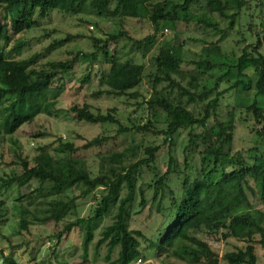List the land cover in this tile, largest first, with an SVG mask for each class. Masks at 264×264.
<instances>
[{
	"label": "trees",
	"instance_id": "16d2710c",
	"mask_svg": "<svg viewBox=\"0 0 264 264\" xmlns=\"http://www.w3.org/2000/svg\"><path fill=\"white\" fill-rule=\"evenodd\" d=\"M252 1L0 0V141L24 124L33 122L37 114L52 113L64 90L65 76L75 68L81 56L90 58L91 64L100 60L109 65L108 71L101 73L100 88L93 92V97L104 94L135 100L139 108L146 109L147 118L131 116L130 122L124 124L116 116L117 108H110L107 113L94 112L86 103L70 108L77 119L92 124H116V135L163 136L160 143L155 140L145 143L139 159L118 170L113 165L121 161L119 158H123V153H99L98 174H93L86 159L76 153L81 148L99 147L116 135L95 136L81 148L60 138L55 148L57 155L42 149L34 157V165L20 156L21 172L3 178L2 187L7 189L12 184L22 187L37 181L38 187L15 200L27 197L29 206L34 205L41 215H34L31 220L32 209L20 205L19 233L30 231L29 226L34 221H63L57 238L60 240L79 229L83 233V261H87L96 231L106 218H110L111 222L101 228L95 244L97 250L102 246L106 248L108 264H135L142 260V239L148 242L157 258L172 255L181 258L185 264H219V253L207 236L213 240L244 242L242 247L224 254L227 264H259L256 246L260 244L264 249V210L254 208L251 197L259 194L264 201V151L258 146L232 150L233 118L225 121L218 116L226 92L254 88L255 96L247 109L253 113L257 124L264 122V107L258 100L264 95V53L261 50L264 38L257 30L253 31L256 25L251 19L248 29L256 33L257 40L243 46L234 62L223 55L220 44L244 12L250 10ZM200 9L204 10L203 14L199 13ZM52 11L68 15L94 13L98 17H118L121 22L129 18H146L153 25V32L140 39L132 38L123 28L106 38L91 35L92 52L76 51L66 58L45 61L47 53L81 36L68 33L28 58L16 57L26 43L19 40L10 45L12 35L39 26L40 18H46ZM250 13L253 17V12ZM214 14L227 20V27L221 28L212 18ZM180 23L186 26L201 24L205 30H213L211 33L220 37L203 46L199 59L188 71H184L183 58L177 54L179 44L163 42L153 58L152 94L149 99L140 100L143 95L139 87L145 77L146 65L132 58L122 60L116 51L109 50L110 42L127 38L131 40L130 50L145 56L158 42L160 31L177 30ZM258 25L264 30L263 21ZM249 69L254 71L255 80L249 75ZM234 73L236 79L233 81ZM90 80L91 72H88L83 82ZM182 80H186L185 85ZM224 82L229 85L220 89ZM229 115L233 116V113L229 112ZM181 129H187L189 137L182 149V163L170 149L167 168L161 172L158 165L161 149L168 141L173 146ZM258 133L264 136V132ZM172 174L181 178L179 194L170 189ZM76 187L81 189L80 194L67 197V192ZM147 191L151 192V207L161 217L151 237L132 228L133 216L148 204ZM89 196L96 201L91 213L65 220L76 208V198ZM4 212L5 201L0 198V225ZM198 232L202 235L198 236ZM0 264L19 263L0 251ZM33 264H39L37 258H33Z\"/></svg>",
	"mask_w": 264,
	"mask_h": 264
},
{
	"label": "rangeland",
	"instance_id": "374dc122",
	"mask_svg": "<svg viewBox=\"0 0 264 264\" xmlns=\"http://www.w3.org/2000/svg\"><path fill=\"white\" fill-rule=\"evenodd\" d=\"M251 6V8L249 7L250 10L245 11L237 21L229 35L220 42L222 53L230 58V62H234L235 57L241 54L243 46L257 40L256 33H251L248 29L251 19L252 24L256 25L253 31L257 30L262 36L261 38H264L262 33L264 30L258 25L260 22H264V0H253ZM250 12H253V17ZM199 13L203 14L204 10L200 9ZM212 18L219 23L221 28L227 27L228 21L219 15L214 14ZM121 28L134 39L143 38L153 32V25L146 18H129L121 22L118 17H98L94 13L68 15L52 11L46 18H40L39 26L20 34H13L10 45L19 40H24L26 46L16 57L28 58L35 52L43 50L54 39L65 37L68 33L81 35L57 47V49L47 53L44 57L45 61L55 60L69 57L70 53L76 51L92 52L94 48L91 43V35L106 38L107 35L117 34ZM212 31L205 30L201 24L190 23L189 26H186V24L180 23L177 30L168 28L160 31L158 42L152 46L145 56L139 52H132L130 50L131 40L127 38L117 42H110L109 50L112 53L116 51L122 60L132 58L134 61L146 65L145 77L139 87V91L143 95L140 100L143 98L149 99L153 91L151 75L155 71L153 58L161 44L167 40L174 44H179L177 54L183 58L182 67L184 71H188L194 67L193 62L199 59V53L203 46L220 37V35L211 33ZM261 50L264 53V44ZM108 69L109 65L103 61L99 60L91 64L90 58L81 56L75 68L65 76L64 90L59 95L52 113L37 114L33 122L24 124L13 135H5L0 141V198L5 201L3 222L0 225V251L4 255L12 256L19 264H33V258H37L39 264H108L105 260L106 248L102 246L97 250L95 244L100 237L101 228L111 222L110 218H106L102 227L96 231L95 240L91 244L88 253V260L83 261V233L79 229H75L71 234L64 236L60 240L57 238V234L64 226L63 221L59 223L54 221L46 223L34 221L29 226L30 231H21L19 233V221L21 219L19 206H29V204L28 198L25 196L21 201L15 199L20 195L29 194L34 188L38 187L37 181H32L30 185L22 187L16 184H12L7 189L2 187L3 178L7 179L14 172H21L20 156L26 157L34 165V157L42 149L57 155L55 148L60 143V138H62L63 142H71L81 148L83 143L95 136L101 134L116 135L118 128L116 124H92L87 121H81L76 118L75 113L71 112L70 108L73 106H82L87 103L90 105L91 110L102 113H107L108 109L115 107L117 108L116 116L124 124L130 122L129 118L131 116L143 115L146 117V109L139 108L135 104V100L127 99L124 96L115 97L104 94L98 97L92 96L93 92L100 88L101 73L108 71ZM88 72H91V80L83 82ZM248 73L253 80L256 79L252 69H249ZM231 77L234 81L236 74L234 73ZM181 82L183 85L186 84V80ZM228 85V82H224L220 89L226 88ZM254 96V88L249 91L237 88L229 90L222 98L218 111L219 118L227 121L231 117L235 123L232 150L258 146L260 151H264V136L258 133V131L264 132V122L257 124L253 113L247 109V105ZM258 100L259 104L264 107V95H260ZM229 112H232L233 116H230ZM162 137V135L156 134L144 136L139 133H124L116 135L115 138L99 147L81 148L76 155L84 157L93 174H98L99 153H123V158H119L121 161H117L113 165L115 170H118L129 166L139 159L141 149L145 143L154 140L160 143L163 139ZM188 139V130L181 129L178 135L175 136L173 146L169 144V141L163 145L160 160L158 161L161 172L167 168L170 149L174 151V155H178L179 162L182 163V149L188 143ZM149 178L148 176L147 179L149 180ZM169 185L170 189L179 194L181 191V178L177 174H172ZM80 191L81 189L76 187L67 192V197L78 196ZM147 198L148 204L133 216L132 228L139 229L145 235L151 237L158 228L161 217L151 207L150 191H147ZM251 201L254 208L264 210V201L260 199L259 194L251 197ZM75 203L77 204L76 208L68 213L65 220H74L78 216H88L96 201L92 196H89L87 198H76ZM29 207L33 212L29 217L31 220L34 215H41L39 211L34 209V205ZM196 234L201 236L202 232ZM207 240L213 246V249L219 253V264H227L223 257L225 253L237 250L244 245L243 241L237 239L222 241L213 240V238L207 236ZM141 241V250L144 256L141 261H137L135 264H185L181 258L172 255H164L160 258L155 257L154 251L149 248L148 242L144 239ZM256 254L258 263L264 264V249L260 244L256 246ZM115 257L116 254L114 255Z\"/></svg>",
	"mask_w": 264,
	"mask_h": 264
},
{
	"label": "built area",
	"instance_id": "2783aa9c",
	"mask_svg": "<svg viewBox=\"0 0 264 264\" xmlns=\"http://www.w3.org/2000/svg\"><path fill=\"white\" fill-rule=\"evenodd\" d=\"M138 261H141V259H140V260H138Z\"/></svg>",
	"mask_w": 264,
	"mask_h": 264
}]
</instances>
